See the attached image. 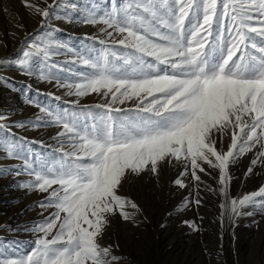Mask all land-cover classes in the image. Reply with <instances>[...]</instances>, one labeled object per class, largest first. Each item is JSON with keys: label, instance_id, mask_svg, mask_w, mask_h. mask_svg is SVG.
<instances>
[{"label": "snow or ice", "instance_id": "1", "mask_svg": "<svg viewBox=\"0 0 264 264\" xmlns=\"http://www.w3.org/2000/svg\"><path fill=\"white\" fill-rule=\"evenodd\" d=\"M21 4L43 28L60 0ZM88 8L81 22L102 25L105 38L129 51L118 56L106 46L85 49L78 59L90 71L77 74L79 82L62 83L55 61L40 72V79L55 80L68 95L104 99L78 111L35 103L46 121L38 116L17 122L19 127L55 125L59 130L52 139L61 149L70 144L59 161L55 153L44 162L35 153L29 159L28 142L8 139L10 130L0 138V153L23 159L32 177L18 186L45 194L37 206L52 209L33 228L42 233L34 247L15 258L0 255V264H117L112 245L102 242L107 228L117 216L134 224L142 211L124 194L126 185L145 176L159 179L165 168L182 165L175 185L186 187L184 178L190 176L199 187V173L215 169L220 194L226 196L229 167L241 156L253 153L246 176L264 165V0H109L104 9ZM96 39L105 45V39ZM24 44L17 56L0 59V68L31 74L39 68L34 55L47 60L66 47L50 34L43 42ZM0 83L10 81L0 77ZM126 102L133 108L117 106ZM224 137L230 139L226 150L218 148ZM13 171L20 175L18 166L0 165V176ZM257 206L264 208V185L229 205L236 216L252 215L241 209ZM184 223L196 230L193 222Z\"/></svg>", "mask_w": 264, "mask_h": 264}, {"label": "rangeland", "instance_id": "2", "mask_svg": "<svg viewBox=\"0 0 264 264\" xmlns=\"http://www.w3.org/2000/svg\"><path fill=\"white\" fill-rule=\"evenodd\" d=\"M48 2L52 3V0ZM108 4L109 0H60L55 15L42 28L39 17L30 15L22 7L21 0H0V59L17 56L26 40L43 42L49 34L66 46L47 60L34 55L33 59L39 61V68H35L37 72L32 69L31 74H26L7 65L0 68V77L10 81L9 84L0 83V114L5 117L0 121L4 126L0 138L10 130L8 139L15 136L18 140H26L29 159L35 153L40 156V162H44L52 160L55 153V160L59 161L62 151L70 149V144L64 143L61 149L52 139L59 130L55 125L44 122L39 126H17V122L35 121L38 116L46 121L45 113L40 112L35 103L68 111L104 103V99L95 94L68 95V89L57 86L55 80L40 79V72H47L55 61L56 71L64 77L62 83L79 82L77 74L90 71L78 59V54L83 55L85 49L106 46L118 56L127 53L128 49L105 38L100 31L102 25L81 22L89 11L88 5H96L99 10ZM18 24H23V28ZM97 37L105 39V45H101ZM114 38L118 37L114 34ZM65 65L67 70L61 71ZM74 75L75 81L72 80ZM56 96L60 99L56 100ZM29 98L33 103H29ZM117 106L126 110L133 108L132 102ZM229 143V137H224L218 148L226 150ZM252 158L253 153L249 152L230 165L231 180L226 196L220 194L218 170L215 169H208L207 175L199 173L203 181L199 187L190 176L184 178L186 187L175 185L173 181L183 170L182 165L165 168L159 179L145 176L126 185L124 194L134 199L142 211L137 214L134 224L119 216L113 218L102 242L105 246L112 245L113 254L120 258L117 264H264V208L241 209L253 214L236 216L229 207L232 198L238 200L264 185V165L257 164L252 173L245 175ZM0 165L18 166L20 171V175L13 171L0 176V255L15 258L34 247L42 233L34 232L33 228L52 209L45 211L37 206L45 194L18 186L32 179L23 168V159H7L0 153ZM196 199H200L199 205L194 202ZM222 203L224 209L220 207ZM184 221L193 222L196 230Z\"/></svg>", "mask_w": 264, "mask_h": 264}, {"label": "bare ground", "instance_id": "3", "mask_svg": "<svg viewBox=\"0 0 264 264\" xmlns=\"http://www.w3.org/2000/svg\"><path fill=\"white\" fill-rule=\"evenodd\" d=\"M93 45H95V44H92V46H93ZM74 70H75V69H74ZM33 71H36V72H37L38 70H37V69H35V67H34V68H33ZM81 73H82V72H81Z\"/></svg>", "mask_w": 264, "mask_h": 264}]
</instances>
